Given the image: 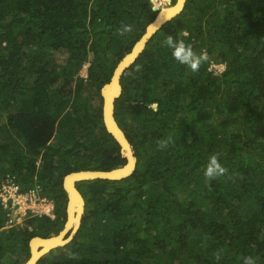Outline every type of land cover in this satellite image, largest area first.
Wrapping results in <instances>:
<instances>
[{"label":"trees","instance_id":"obj_1","mask_svg":"<svg viewBox=\"0 0 264 264\" xmlns=\"http://www.w3.org/2000/svg\"><path fill=\"white\" fill-rule=\"evenodd\" d=\"M155 15L151 0H0V186L11 178L55 203V218L29 211L9 228L0 201V264L25 263L33 237L65 228L67 174L126 164L101 89ZM169 35L208 61L180 64ZM121 84L115 117L136 169L79 181L78 231L37 264H264V0H187ZM212 154L228 172L207 180Z\"/></svg>","mask_w":264,"mask_h":264},{"label":"water","instance_id":"obj_2","mask_svg":"<svg viewBox=\"0 0 264 264\" xmlns=\"http://www.w3.org/2000/svg\"><path fill=\"white\" fill-rule=\"evenodd\" d=\"M186 1L187 0H178L175 5H171L172 7H174L177 4L180 5L183 4L181 9L178 8V10L174 13V15L171 18L159 24V26H157L155 29H152L150 27L156 22V20L159 18L160 13L164 9L154 4L153 10L157 12L154 20L149 23L145 34L142 36L140 40L136 42L132 51L127 53L123 57V59L119 62L111 80L108 83H106L101 89V94L104 99L103 116H104L105 127L120 143L122 147V153L124 157L127 159L126 164L108 171L82 170L67 174L64 178V188L68 193V220L65 224V228L59 234H52L50 237H41V236L33 237L30 241L31 257L23 264H37L39 259L44 254L48 253L49 251H51L56 247L65 245L66 243L70 242L71 239L74 237L75 233L78 231L81 225L83 214L85 212V206H86L85 198L82 192L77 187V183L79 181L96 179V178L117 180L128 177L135 171L137 165V157L135 155L133 145L129 141L125 131L120 127L115 117V101L121 95L123 89L121 84V78L125 70L135 62L137 57L144 50L149 39L167 21L171 20L173 17L181 13V11L185 6ZM143 40H145L143 47L138 46V44ZM117 74H118L117 86L114 85V87L111 89L109 86L112 85V82L114 81ZM72 212H73V217L76 216L75 218L72 217ZM76 218L77 220H74ZM70 220L72 222H70ZM69 223H72L71 226L69 225ZM36 239H40L42 240V242H40L39 245H36V243H34ZM51 239H55V240L57 239V240L54 241L49 247H47L48 246L47 241Z\"/></svg>","mask_w":264,"mask_h":264},{"label":"clouds","instance_id":"obj_3","mask_svg":"<svg viewBox=\"0 0 264 264\" xmlns=\"http://www.w3.org/2000/svg\"><path fill=\"white\" fill-rule=\"evenodd\" d=\"M154 6V5H153ZM132 26L126 25L122 27L123 32L131 31ZM166 46L171 49L172 57L179 62L190 68L193 72L198 71L200 66L207 62L209 57L206 51H201L197 54L190 44H187L183 39H176L173 36H167L165 40ZM118 66V65H117ZM189 142L190 139H189ZM171 143H174L173 138L168 136L157 141V147L159 150L166 149ZM228 169L220 163L219 155L212 154L208 157L206 165L204 167L203 175L207 180H213L218 177L226 175ZM216 260H220V254H216ZM242 264H255V261L251 256L244 257Z\"/></svg>","mask_w":264,"mask_h":264},{"label":"built area","instance_id":"obj_4","mask_svg":"<svg viewBox=\"0 0 264 264\" xmlns=\"http://www.w3.org/2000/svg\"><path fill=\"white\" fill-rule=\"evenodd\" d=\"M0 201L4 208H9L8 225L12 226L18 222L19 217H24L29 211L39 215H49L55 218L52 201L41 197L36 188L22 192L20 185L13 179H8L0 186ZM15 211H18L15 215ZM25 212L23 215L21 212Z\"/></svg>","mask_w":264,"mask_h":264},{"label":"bare ground","instance_id":"obj_5","mask_svg":"<svg viewBox=\"0 0 264 264\" xmlns=\"http://www.w3.org/2000/svg\"><path fill=\"white\" fill-rule=\"evenodd\" d=\"M154 1V0H153ZM163 0H160V2H162ZM166 3V2H165ZM164 3V4H165ZM158 6V5H157ZM183 6V4L182 5H180V4H177L176 6H174V7H172V6H165L164 7V9L162 10V12L160 13V15H159V18L156 20V22L150 27V28H152V29H155L157 26H159V24H161L162 22H164L165 20H168L169 18H171L173 15H174V13L178 10V8H180L181 9V7ZM151 29V30H152ZM144 42H145V40H143V41H141L139 44H138V46H140V47H143V45H144ZM122 67V66H121ZM118 78V74H117V76L115 77V79H114V81L112 82V85H110L109 87L112 89L113 87H114V85L115 86H117V79ZM72 217H73V212H72ZM76 217V216H75ZM75 217H73V218H75ZM79 218V217H78ZM72 220V219H71ZM70 220V222H72ZM74 220H77V218L76 219H74ZM71 224L72 223H69V225L71 226ZM57 240V239H56ZM55 239H51V240H49V241H47L48 242V246L47 247H49L54 241H56ZM40 242H42V240H40V239H36L35 241H34V243H36V245H39L40 244ZM38 247V246H37Z\"/></svg>","mask_w":264,"mask_h":264},{"label":"rangeland","instance_id":"obj_6","mask_svg":"<svg viewBox=\"0 0 264 264\" xmlns=\"http://www.w3.org/2000/svg\"><path fill=\"white\" fill-rule=\"evenodd\" d=\"M177 1L178 0H176L175 2L173 1V0H167L166 1V3L165 4H161V6L160 7H163V6H171V5H175L176 3H177ZM152 3H153V5L155 4V2H153L152 1ZM156 5V4H155ZM88 64H86L84 67H83V69H82V75L84 76V77H87V69H88ZM225 68V66L223 65V64H219V63H214L213 65H212V69H216V71H222L223 69ZM13 135H16L15 134V132H13ZM16 137V140H15V142L13 143V146L14 147H18V146H20V145H23L24 144V142H23V140H21L22 138L20 137V136H15ZM17 212L18 211H15V215L17 214ZM23 215L25 214V212L23 211V212H21ZM23 218L22 217H19V219H18V224L19 225H23ZM25 223V222H24ZM9 228L11 227L10 225L8 226Z\"/></svg>","mask_w":264,"mask_h":264},{"label":"crops","instance_id":"obj_7","mask_svg":"<svg viewBox=\"0 0 264 264\" xmlns=\"http://www.w3.org/2000/svg\"><path fill=\"white\" fill-rule=\"evenodd\" d=\"M164 7H165V6H163V7H161V8H164ZM156 14H157V12H156ZM155 16H156V15H155ZM154 18H155V17H154ZM153 20H154V19H153ZM153 20H152V21H153ZM152 21H151V22H152ZM148 25H149V24H148ZM144 34H145V33H144ZM140 39H141V38H140ZM140 39H139V40H140ZM135 44H136V43H135ZM135 44H134V45H135ZM128 53H129V52H128ZM126 54H127V53H126ZM122 59H123V58H122ZM122 59H121V60H122ZM121 60H120V61H121ZM112 77H113V76H112ZM104 85H105V84H104ZM103 108H104V107H103ZM9 179H11V178H9ZM13 180H14V179H13ZM14 181H15V180H14ZM16 182H17V181H16ZM34 188H36V187H34ZM36 189H37V188H36ZM37 190H38V189H37ZM38 193H39V190H38ZM39 195H40V194H39ZM40 196H41V195H40ZM41 197H43V196H41ZM46 198H47V197H46ZM49 200H51V199H49ZM51 201H52L53 207L55 208V203H54V201H53V200H51ZM54 208H53V213H54ZM54 214H55V213H54ZM67 215H68V208H67ZM25 218H26V215L23 217V222H22L23 225H24V220H25ZM51 218H52V217H51ZM67 220H68V216H67ZM6 224H7L6 226L8 227V226H9V225H8V220H7V223H6ZM14 225H18V223L14 224ZM12 226H13V225H12ZM12 226H11V227H12Z\"/></svg>","mask_w":264,"mask_h":264}]
</instances>
